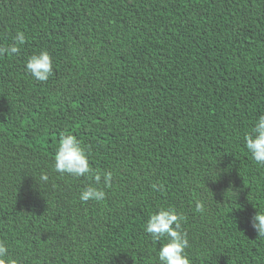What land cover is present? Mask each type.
I'll return each instance as SVG.
<instances>
[{"label":"trees","instance_id":"1","mask_svg":"<svg viewBox=\"0 0 264 264\" xmlns=\"http://www.w3.org/2000/svg\"><path fill=\"white\" fill-rule=\"evenodd\" d=\"M0 240L19 264H158L150 214L186 220L191 264H264V0H0ZM47 50L53 74L25 71ZM61 133L114 179L56 173ZM49 179L42 182L40 177ZM160 184L163 188L154 189ZM203 200L206 211H195Z\"/></svg>","mask_w":264,"mask_h":264},{"label":"clouds","instance_id":"2","mask_svg":"<svg viewBox=\"0 0 264 264\" xmlns=\"http://www.w3.org/2000/svg\"><path fill=\"white\" fill-rule=\"evenodd\" d=\"M26 43V35L17 31L14 43L8 47H0V55L14 56L20 52L21 46ZM25 71L39 82H47L53 74V57L47 50H41L28 58ZM244 144L251 154L252 160L264 166V114L254 122L251 130L244 135ZM54 170L61 175L75 178H88L91 182L85 186L79 195L83 203L89 201L101 202L106 198V188L111 187L114 176L110 171H100L91 166L89 155L77 136L70 133H61L54 155ZM42 182L49 177L42 174ZM156 190L163 188L160 184L152 186ZM195 211L203 214L206 211L203 200L195 201ZM186 217L174 207H162L150 214L145 224V231L153 241L164 242L157 253L158 264H191L188 252L190 247L187 233L183 230ZM252 227L259 237H264V211H257L252 217ZM9 248L6 242L0 240V264H19V261L8 255Z\"/></svg>","mask_w":264,"mask_h":264}]
</instances>
